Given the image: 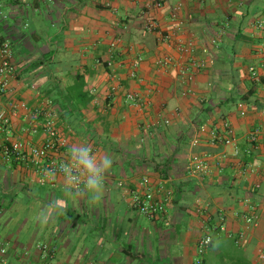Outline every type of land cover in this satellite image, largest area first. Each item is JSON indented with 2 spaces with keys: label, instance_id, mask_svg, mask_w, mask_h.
Wrapping results in <instances>:
<instances>
[{
  "label": "crops",
  "instance_id": "crops-1",
  "mask_svg": "<svg viewBox=\"0 0 264 264\" xmlns=\"http://www.w3.org/2000/svg\"><path fill=\"white\" fill-rule=\"evenodd\" d=\"M148 15L171 41L145 30ZM260 25L264 0H0V44L11 42L17 68L3 102L29 106L13 119V138L42 145L40 114L53 111L59 158L83 169L76 188L0 154V264H264V141L249 143L253 130L264 134ZM164 57L174 60L168 68L157 64ZM192 60L208 65L196 70ZM181 66L196 70L195 94L184 96ZM224 123L239 156L200 131ZM204 157L210 173L192 176L190 160ZM145 176L174 191L156 219L131 207ZM206 235L213 241L200 257Z\"/></svg>",
  "mask_w": 264,
  "mask_h": 264
},
{
  "label": "built area",
  "instance_id": "built-area-1",
  "mask_svg": "<svg viewBox=\"0 0 264 264\" xmlns=\"http://www.w3.org/2000/svg\"><path fill=\"white\" fill-rule=\"evenodd\" d=\"M24 1V0H21ZM157 7H163L164 3L157 2ZM180 7H176L174 10L175 17L179 12ZM145 30L149 34H157L164 42H169L172 39L170 34H164L157 23V21L151 17L146 16ZM182 23L178 24L177 29H181ZM264 28V25H260ZM179 49L182 52L193 54L196 50L195 44L191 41L183 46L182 41L179 42ZM143 61L140 56L132 63L131 78L136 79V70L139 68ZM193 68L196 70H202L207 67L206 61H193ZM174 63L172 57H164L157 60V64L161 68H168ZM114 62H107V67L113 68ZM180 73L185 80V83L189 86L184 91V96L188 94H195L191 85L195 84V71L190 67L181 66ZM17 68L14 63V52L10 41H4L0 44V154L7 161L13 160L26 161L35 165L38 170L46 176H54L57 174L64 175L68 178L70 183L79 188L82 182V166L81 161L76 159L75 161H63L59 158V144L63 143L60 139V134L57 128V120L53 111L44 110L41 112L45 118L43 124V131L47 137V140L42 145H35L30 140H15L12 134V122L20 112L29 111L28 103L16 99H10L7 103L3 102L4 98H8L11 92V82L16 77ZM251 76L255 81H259V75L255 70H251ZM118 88L113 87L112 91L117 92ZM138 95L135 93H129L127 95L128 102L132 105L139 103ZM244 107V105H240ZM33 135L38 134L39 130L33 126L29 130ZM201 133L208 135L209 141L213 145H224L231 147L234 150V155L239 156L240 150L235 134L234 128L229 123H224L222 127L203 125L200 128ZM262 141H264V134L261 130H253L249 135V143L252 148H255ZM250 153V152H249ZM210 158V157H209ZM209 160L204 158H195L190 160V174L195 177L206 176L210 173ZM174 199L173 189L167 186V182L160 181L154 183L148 176L142 178L139 186L132 192L131 207L140 215L145 217L156 219L167 213L169 205ZM198 212H203L202 208L198 209ZM223 219V216H221ZM243 219L248 228L257 226V219L253 215L246 214ZM208 227V226H207ZM210 229V227H208ZM245 236H240V241L244 240ZM212 237L206 235L198 244V253L200 257H203L207 249L212 244ZM239 243V242H238ZM46 249V247L44 248ZM6 249H1V254H6ZM260 257L264 259V250L260 252ZM197 264H201L199 260Z\"/></svg>",
  "mask_w": 264,
  "mask_h": 264
},
{
  "label": "trees",
  "instance_id": "trees-1",
  "mask_svg": "<svg viewBox=\"0 0 264 264\" xmlns=\"http://www.w3.org/2000/svg\"><path fill=\"white\" fill-rule=\"evenodd\" d=\"M202 124H203V123H202ZM165 167H167V165H165ZM166 169H167V168H166ZM168 172H169V170L167 169V170H166V173H168ZM165 175H166V174H165ZM167 177H168V176H167Z\"/></svg>",
  "mask_w": 264,
  "mask_h": 264
}]
</instances>
